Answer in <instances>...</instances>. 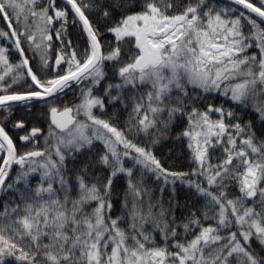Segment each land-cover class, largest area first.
<instances>
[{"label":"snow or ice","instance_id":"1","mask_svg":"<svg viewBox=\"0 0 264 264\" xmlns=\"http://www.w3.org/2000/svg\"><path fill=\"white\" fill-rule=\"evenodd\" d=\"M0 264H264V0H0Z\"/></svg>","mask_w":264,"mask_h":264},{"label":"trees","instance_id":"2","mask_svg":"<svg viewBox=\"0 0 264 264\" xmlns=\"http://www.w3.org/2000/svg\"><path fill=\"white\" fill-rule=\"evenodd\" d=\"M162 151H163V152H166V151H167V148L162 149Z\"/></svg>","mask_w":264,"mask_h":264}]
</instances>
